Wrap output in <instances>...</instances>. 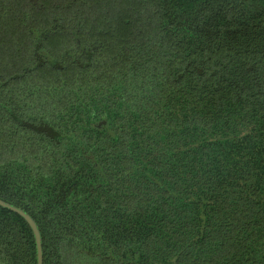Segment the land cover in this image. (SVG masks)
I'll use <instances>...</instances> for the list:
<instances>
[{
	"label": "trees",
	"instance_id": "obj_1",
	"mask_svg": "<svg viewBox=\"0 0 264 264\" xmlns=\"http://www.w3.org/2000/svg\"><path fill=\"white\" fill-rule=\"evenodd\" d=\"M0 198L43 264H264V0H0Z\"/></svg>",
	"mask_w": 264,
	"mask_h": 264
},
{
	"label": "water",
	"instance_id": "obj_2",
	"mask_svg": "<svg viewBox=\"0 0 264 264\" xmlns=\"http://www.w3.org/2000/svg\"><path fill=\"white\" fill-rule=\"evenodd\" d=\"M105 124H106V121L103 120V121L98 122V124L96 126L98 128H101V126L105 125ZM0 206L8 209L9 211L16 213L17 215L22 217L26 221V223L29 225V227L33 233V237H34V241H35V245H36L37 264H43L42 237H41L39 227H38L37 223L35 222V220L30 216V214H28L20 206L9 203V202L1 199V198H0Z\"/></svg>",
	"mask_w": 264,
	"mask_h": 264
},
{
	"label": "rangeland",
	"instance_id": "obj_3",
	"mask_svg": "<svg viewBox=\"0 0 264 264\" xmlns=\"http://www.w3.org/2000/svg\"><path fill=\"white\" fill-rule=\"evenodd\" d=\"M9 29V28H8Z\"/></svg>",
	"mask_w": 264,
	"mask_h": 264
}]
</instances>
